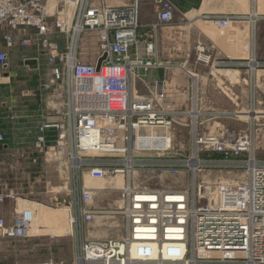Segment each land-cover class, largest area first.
Segmentation results:
<instances>
[{
    "label": "built area",
    "instance_id": "1",
    "mask_svg": "<svg viewBox=\"0 0 264 264\" xmlns=\"http://www.w3.org/2000/svg\"><path fill=\"white\" fill-rule=\"evenodd\" d=\"M155 4L158 24L147 25L144 61L136 50L140 0L119 6L105 0H0V28L9 31L4 35L6 45L33 49L23 62L43 59L50 67V78L41 84L39 97L47 92L46 100L63 99L51 106L47 102L46 110L54 113L45 110L35 121L37 150L58 149L63 154L68 150L71 158H79L76 174L86 170L92 178L101 179L106 167H123L122 173L129 176L143 164L135 154L169 149L165 135L175 121L164 108V80L142 81L145 96H139L135 86L140 69L159 66L157 26L170 23L175 11L170 0H155ZM231 19L213 15L209 22L222 30ZM88 31L100 34L92 62L83 60L77 46ZM197 43L198 58L208 61L206 45ZM104 54L97 69V60ZM7 58L0 51L1 67H6ZM252 105L253 113L264 116L263 101L260 110ZM151 131L157 134L154 148L146 137ZM192 143L220 158L200 160L195 149L191 159L168 164L171 174H191L190 184L182 188L150 189L127 183L122 190L124 233L106 239L81 237L77 264H264V158H256L246 136L230 142L224 133L198 134L192 129ZM192 159L195 165L189 163ZM202 166L243 169L244 173L210 185L198 181ZM77 189L71 216L76 229L97 212L86 206L89 191L83 186ZM32 215L24 208L15 213L11 225L0 218V234L28 237Z\"/></svg>",
    "mask_w": 264,
    "mask_h": 264
},
{
    "label": "rangeland",
    "instance_id": "2",
    "mask_svg": "<svg viewBox=\"0 0 264 264\" xmlns=\"http://www.w3.org/2000/svg\"><path fill=\"white\" fill-rule=\"evenodd\" d=\"M188 1L191 2V5H195L200 4L198 1L200 2L201 0ZM260 1L262 3L260 6L263 9L259 13L263 18L257 19L255 22L253 54L255 60L260 63V67L256 66V70L261 72L260 76L254 81L252 70L248 65H231L229 63L209 68V53H207L209 56L208 61L205 58H198L199 52L196 47L197 42H201L202 35L214 37V34H220V30L213 26L211 22L197 20H195L197 22H189V14L194 13L195 15L196 12L193 10H198V7L189 10H179L175 7L173 19L170 22L172 24L163 29L165 31L177 29L174 35L176 37L174 39L176 43L175 49L170 51L166 49L161 53V57L157 55L159 57L157 62L159 65L168 62L169 53L173 54V52L178 54L175 60L180 63L177 64L185 61L192 62L195 67L192 73L184 69L173 68L163 69L162 71H165L166 74L161 75V79L164 82L171 77H181L186 79L187 82L189 79L188 96L184 101L179 97L175 98L173 103L176 105V109H171L167 105L165 98L164 108L170 113L169 116H174L175 121L168 130L171 138V148L163 151L152 149L141 154L134 153L136 158L143 159V164L131 172L129 176L127 173H122L123 167H106L108 169L104 180L99 181L98 184L100 185H98L92 179L87 178L89 174H87L86 170H80L78 174L74 173L71 163L72 158L67 154L68 150L64 151L63 154L58 149L39 151L34 147V123L32 126L23 127L25 130L23 134H16L15 136H12V131L7 129L10 133H7L5 137L8 138L6 139L8 140L7 142H11L7 148L1 144L4 140V135L0 133L2 136L0 141V218L3 219L6 225L12 224V218L16 212L30 207L34 203H41L50 210L69 209L70 216H73V203L78 186L95 190L105 189L104 187L110 188L109 191H95L91 195L86 206L97 211L94 215L95 217L90 222L81 224L77 229L74 228L71 233L67 232L66 215H64V218L60 220L59 226L56 228L42 227L40 233L29 232L28 237L25 238L13 239L0 234V264H35L41 262L49 264H77L78 241L81 237L106 239L121 236L124 233V221L121 213L124 206V197L121 190L124 189L127 183L132 184V187L135 185L140 188L150 189L182 188L190 184L191 174L187 172L171 174L167 171V167L178 160L191 159L192 154H195L196 147L192 143V129L198 134L224 133L225 139L230 142H235L246 136L251 139L256 158H264V116L260 117L258 115L259 112L253 113L251 111L253 102L255 103V111L260 110L261 105L259 103L261 101L264 102V0ZM186 2L187 0H183L182 6ZM253 4L258 10L259 4L257 0H208V6L205 11H209L214 15L249 16L254 9ZM153 8L155 11V7L152 6L148 16L152 17L154 15ZM202 11L204 10H198V14H201ZM150 24H158L157 19L148 23V25ZM160 25L157 26V30ZM250 28L248 26L249 33L251 32ZM228 29L233 30L235 27ZM222 30H225L224 40L235 34L231 33L232 31H227V28ZM8 32L0 28V44L5 43L4 35ZM248 36L245 41L247 47L249 46L250 48L251 36L250 34ZM165 40L174 42L170 39ZM99 43V32L88 31L81 36L77 46L85 62L94 61L99 51ZM244 43L241 40L238 45L222 46V49L230 57L244 56L242 51L239 50V47L244 45ZM60 45L63 46V42H60ZM133 53L134 49L131 54ZM141 54H145V51L143 50ZM131 59L135 60L134 58ZM246 61L249 62V59ZM49 68L44 65L41 70L33 73L31 77L33 80L41 79L45 82L46 79L50 78ZM150 69L147 71L140 69L138 79H143L146 82L145 79L151 78L149 73L146 74ZM18 75L17 77L21 76L19 73ZM194 76L198 78L196 92L194 91L193 83L190 82V78L193 80L192 77ZM152 77L158 78L160 76L152 75ZM138 79L135 82L138 95L145 96L147 93L146 89L143 84L141 85L137 82ZM167 93L166 86V97ZM252 96L254 97L253 99ZM62 100V98L57 101L48 99L45 105L48 102V105L51 106L57 102H62ZM194 111H197L198 114ZM48 112L50 114L54 113L50 109ZM249 117H253V119ZM196 155L200 160L220 158L219 154L200 147H197ZM95 156L96 158L99 157ZM159 161H163V164L166 165H161ZM118 173L123 176L121 183L116 176ZM243 173V169L202 166L198 172V181H207L205 184L212 185L221 178L227 180L235 175L242 176L241 174ZM111 182L112 184H110ZM113 185L121 190L111 189ZM9 195H13V197ZM118 200L119 202L120 200L123 201V204L119 207L117 206L119 205ZM18 202L23 203H20L18 207ZM66 213L63 212V214ZM199 264L232 263L207 262Z\"/></svg>",
    "mask_w": 264,
    "mask_h": 264
},
{
    "label": "crops",
    "instance_id": "3",
    "mask_svg": "<svg viewBox=\"0 0 264 264\" xmlns=\"http://www.w3.org/2000/svg\"><path fill=\"white\" fill-rule=\"evenodd\" d=\"M109 5L119 6L125 5L129 0H105ZM179 10H189L198 7V10H204L201 14H198V10H193L196 12L189 14V22H197V21H207L209 22V18L214 14L205 11L208 6V0H201L198 3L200 4H192L187 0L184 6H182L183 0H170ZM207 4V5H205ZM155 7V11L153 8L154 15L148 16V12L151 7ZM158 5L155 4V0H140V26L137 29V33L139 36V45L137 46V54L143 60L145 59V54H141L143 52L144 47V34L147 30L148 23L154 22L157 19ZM252 12V11H251ZM216 15V14H215ZM259 16L260 13L258 14ZM249 16H232L229 26L227 27V31H232L231 33H235L232 37L229 36L228 39L224 40L225 30H220V34H214V37L203 36L201 38V42L204 43L207 47V53L210 55V64L209 68H213L219 65H227V64H239L246 65L248 61L247 59H251V48L247 47V43L245 41L246 37L249 34L248 26L251 27V21L248 18ZM260 18H263L262 16ZM258 18V19H260ZM197 20V21H195ZM172 23H164L158 27V56L161 57V53L166 49L168 51L175 49V41L176 37L174 36L176 33V28L172 30L165 31L163 30L165 27L171 25ZM235 27V29L230 30L228 28ZM160 28V29H159ZM173 28V27H171ZM236 33L237 36H236ZM240 33V34H239ZM223 34V35H222ZM224 37V38H223ZM249 37V36H248ZM165 39L173 40L174 42L166 41ZM241 40L244 41V45H241L239 50L242 51L244 56H228L225 54L222 46H232L235 44L241 43ZM250 45V43H249ZM0 51H4L7 54V65L6 67L0 66V133L4 135V140L1 143L3 147L7 148L10 146V143L7 142L8 138L5 137L7 133V129L12 131V136L16 134H23L25 131L23 127L32 126L33 123L38 119V116L45 113L47 106L45 105L47 92H41L42 97H39V89L41 84L44 82L41 79L33 80L31 75L39 70H41L42 66L45 65L44 60L36 61L37 67L31 68L23 62V59L26 57H30L33 52L31 49H22L18 46H7L5 43L0 44ZM232 48V47H231ZM176 56H178L177 52H173V54L169 53V61L160 64L157 68L150 69L146 74L149 73L151 78L145 79L146 82H151L155 79H161L165 71L163 69H184L189 73L195 69L192 62H182L181 64H177L180 62H176ZM158 57V58H159ZM20 60V61H19ZM246 61V62H245ZM47 67V66H46ZM258 67H260L258 65ZM260 70H256L255 68V77L253 81L260 76ZM21 74L20 77L18 75ZM166 74V73H165ZM194 74V73H193ZM23 75V76H22ZM152 75L160 76L158 78H153ZM165 76V75H164ZM47 79L45 80V82ZM143 79L141 81H137L142 85ZM189 82V79H188ZM188 82L183 78H168L165 80V84L167 86V105L171 109H176V105L173 103L176 97H179L184 101L188 96ZM190 82L193 83V80L190 78ZM14 138V137H13Z\"/></svg>",
    "mask_w": 264,
    "mask_h": 264
},
{
    "label": "bare ground",
    "instance_id": "4",
    "mask_svg": "<svg viewBox=\"0 0 264 264\" xmlns=\"http://www.w3.org/2000/svg\"><path fill=\"white\" fill-rule=\"evenodd\" d=\"M258 1V4H259V7H258V10H256V8H255V4H253V10H252V12H251V15H249V20L251 21V32L249 33L250 34V36H251V41H250V48H251V59L249 60V62H248V64H249V67L251 68V70H252V77L254 78L255 77V68H256V65H257V61L255 60V58H254V54H253V46H254V41H253V39H254V28H255V22H256V20L258 19V18H260L261 16H259L258 14H259V12L261 11V9H263V8H261V1L260 0H257ZM232 37V36H231ZM193 78V86H194V91L196 92V85H197V76H194V77H192ZM254 97L252 96V99H253ZM195 113H197V111H194ZM194 112H193V114H194ZM198 114V113H197ZM193 116V115H192ZM261 117V116H260ZM249 118H251V119H253V117H249ZM196 121V120H195ZM251 125V124H250ZM169 132H167V134L165 135V145H166V147L167 148H171V139H169ZM146 137H147V140H148V143L150 144V147L151 148H154L155 147V142H154V139L157 137V134H155L153 131H151V132H149V133H147V135H146ZM169 139V140H168ZM140 142V140L138 141H136V144H138ZM192 158V157H191ZM194 159H192V160H190V164H192V165H195L196 163H194ZM79 158L77 157V156H74L73 158H72V160H71V163H72V167H73V170H74V173L75 172H77V168H78V166H79ZM65 163V162H64ZM117 178H119L120 179V183L122 182V180H123V176H122V174L121 173H118L117 175ZM90 177V178H89ZM89 177L87 176V178L88 179H92L95 183H97L98 184V182L99 181H102V180H104V178H101V179H94V178H92L91 177V175L89 174ZM97 182H96V181ZM111 180V179H110ZM112 181V180H111ZM124 183V182H123ZM123 183H122V185H123ZM96 184V185H97ZM110 184H112V182L110 183ZM118 184V183H117ZM98 185H100V184H98ZM122 185H121V187H122ZM84 187V186H83ZM105 189H102V190H95V189H86V190H88L89 191V193H90V198H91V195H93V193L95 192V191H100V192H103V191H109L110 190V188L109 187H104ZM107 188H108V190H107ZM115 189V190H121L119 187H116V186H112L111 187V189ZM85 189V188H84ZM97 189V188H96ZM123 190V189H122ZM121 190V191H122ZM90 198H89V200H90ZM89 200H88V202H89ZM92 201V200H91ZM88 202H87V204H88ZM118 202H119V200H118ZM123 201H121L120 200V202H119V205H117L118 207L119 206H121V204H123L122 203ZM20 203H23V202H18V204H17V206L19 207L20 206ZM28 209H30L31 211H32V213H33V215H32V220H31V227H30V231L29 232H31V233H35V234H38V233H40V231H42L41 230V228L42 227H49V228H53V227H57V226H59L58 224H59V222H60V220L62 219V218H64V215H66V222H65V224H66V229H67V232L68 233H71L73 230H74V228L75 227H73L74 225L71 223V216H70V214H69V212H68V210L69 209H57V210H50V209H48V208H46L44 205H42L41 203H34L33 205H30V207H27ZM63 212H67L66 214H63ZM105 224V223H104ZM116 225V224H115ZM110 226H112V225H110ZM97 231V230H96ZM78 232V231H77ZM81 232V231H80ZM76 236V235H75ZM79 237H81V236H79ZM89 237H90V235H89Z\"/></svg>",
    "mask_w": 264,
    "mask_h": 264
},
{
    "label": "water",
    "instance_id": "5",
    "mask_svg": "<svg viewBox=\"0 0 264 264\" xmlns=\"http://www.w3.org/2000/svg\"><path fill=\"white\" fill-rule=\"evenodd\" d=\"M104 58H105V54H104L101 58H99V59L97 60V63H96V67H97V69H99V67L101 66V63H102V61L104 60ZM25 64L28 65V66L31 67V68H36V67H37V62H36V60H34V59H28V60H26V61H25ZM246 65L249 66L248 63H246ZM258 65H260V63H257L256 66H258Z\"/></svg>",
    "mask_w": 264,
    "mask_h": 264
}]
</instances>
